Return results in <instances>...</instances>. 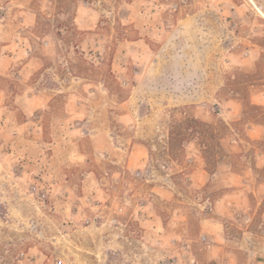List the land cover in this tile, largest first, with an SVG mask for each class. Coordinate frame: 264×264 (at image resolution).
<instances>
[{"label":"rangeland","instance_id":"1","mask_svg":"<svg viewBox=\"0 0 264 264\" xmlns=\"http://www.w3.org/2000/svg\"><path fill=\"white\" fill-rule=\"evenodd\" d=\"M233 99L264 122V0H0V264H223L213 219L229 264H264V205L220 216L189 181L191 148L253 154Z\"/></svg>","mask_w":264,"mask_h":264},{"label":"crops","instance_id":"2","mask_svg":"<svg viewBox=\"0 0 264 264\" xmlns=\"http://www.w3.org/2000/svg\"><path fill=\"white\" fill-rule=\"evenodd\" d=\"M257 97L255 96V85H253L249 88V99L252 104L255 105V98ZM219 108L223 115L227 113L226 125L230 127L229 139L231 142L235 143L240 153L247 145L253 154L250 157L242 156L245 162L238 170L234 169L233 165H225L215 173H211L207 169L201 151L191 148L189 150L191 167L189 181L193 190L206 189L209 191L205 198L200 197L198 201L214 206L215 213L220 216H230L239 214L242 207L251 202L253 196L256 197L259 204L264 205V178L256 179L259 175L264 174V152L261 150L255 152V142L264 143V122H255L254 118L252 121L237 125L245 108L243 99L225 101L219 105ZM218 177L225 179L227 185H207L211 179ZM215 191H218V194H215ZM208 221L210 220L205 221V226L208 229L203 230L199 237L203 242L214 243L208 247L210 250L205 253L208 257L207 262H217V258H221L220 262L229 264L227 262L229 260L228 246L221 245L226 242L225 226L221 219H213L212 221H216L217 225L212 227L208 226ZM205 226L202 225V227Z\"/></svg>","mask_w":264,"mask_h":264},{"label":"built area","instance_id":"3","mask_svg":"<svg viewBox=\"0 0 264 264\" xmlns=\"http://www.w3.org/2000/svg\"><path fill=\"white\" fill-rule=\"evenodd\" d=\"M211 207H212V206L209 204V209H210V210H211Z\"/></svg>","mask_w":264,"mask_h":264}]
</instances>
